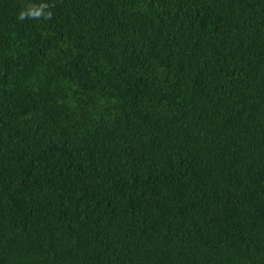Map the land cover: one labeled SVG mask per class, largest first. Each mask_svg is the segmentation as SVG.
<instances>
[{
	"label": "trees",
	"instance_id": "16d2710c",
	"mask_svg": "<svg viewBox=\"0 0 264 264\" xmlns=\"http://www.w3.org/2000/svg\"><path fill=\"white\" fill-rule=\"evenodd\" d=\"M0 264H264V0H0Z\"/></svg>",
	"mask_w": 264,
	"mask_h": 264
}]
</instances>
